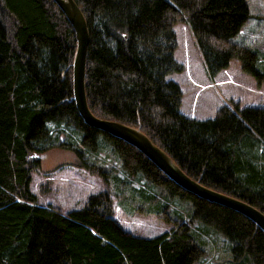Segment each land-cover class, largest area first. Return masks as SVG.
Instances as JSON below:
<instances>
[{
    "label": "trees",
    "instance_id": "16d2710c",
    "mask_svg": "<svg viewBox=\"0 0 264 264\" xmlns=\"http://www.w3.org/2000/svg\"><path fill=\"white\" fill-rule=\"evenodd\" d=\"M76 1L90 31L91 110L139 126L192 177L264 211V106L235 101L214 117L189 116L179 82L167 78L184 69L174 54L182 21L211 79L238 58L262 83L264 51L237 39L251 17L248 0ZM75 49L54 0H0V264H198L215 235L228 242L231 264H264V231L253 220L184 189L137 147L85 123L73 99ZM64 131L80 145H59L106 185L71 209L41 203L31 190L41 154ZM102 143L121 163L115 194V166L90 160ZM115 195L170 230L127 229Z\"/></svg>",
    "mask_w": 264,
    "mask_h": 264
},
{
    "label": "rangeland",
    "instance_id": "374dc122",
    "mask_svg": "<svg viewBox=\"0 0 264 264\" xmlns=\"http://www.w3.org/2000/svg\"><path fill=\"white\" fill-rule=\"evenodd\" d=\"M251 17L237 36L260 52L264 51V0H248ZM177 48L175 58L184 64L181 72H171L167 78L179 82L183 96L181 111L197 118L214 117L224 104L238 101L241 106H264V81L259 83L241 68L238 58L231 60L229 67L219 71L211 79L195 43L188 24L179 21L175 25ZM70 130V128H66ZM77 142L62 132L58 141L41 154L39 168L33 173L31 190L41 203L60 205L65 209L80 207L89 194L106 188L98 174L76 164L77 153L72 148H63L59 142ZM107 143V142H105ZM102 143L98 156H90L99 165H114L110 172L109 186L117 192L114 174L123 175L120 161L112 153L109 144ZM80 145V144H79ZM78 145V146H79ZM95 157V158H94ZM137 185L138 183L135 182ZM115 216L127 228L138 234L152 236L170 230L171 224L160 220L154 213H140L115 195ZM232 254L223 236H214L204 257L198 264H231Z\"/></svg>",
    "mask_w": 264,
    "mask_h": 264
},
{
    "label": "water",
    "instance_id": "95a60500",
    "mask_svg": "<svg viewBox=\"0 0 264 264\" xmlns=\"http://www.w3.org/2000/svg\"><path fill=\"white\" fill-rule=\"evenodd\" d=\"M71 22L76 35L72 63L73 99L85 123L134 145L148 156L176 184L195 195L230 207L253 220L264 231V211L232 194L210 187L188 174L176 160L139 126L96 115L86 93L87 55L90 31L84 11L76 0H54Z\"/></svg>",
    "mask_w": 264,
    "mask_h": 264
}]
</instances>
